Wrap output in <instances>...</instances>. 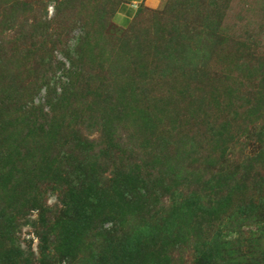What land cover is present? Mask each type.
<instances>
[{
    "label": "rangeland",
    "instance_id": "obj_1",
    "mask_svg": "<svg viewBox=\"0 0 264 264\" xmlns=\"http://www.w3.org/2000/svg\"><path fill=\"white\" fill-rule=\"evenodd\" d=\"M121 1L0 0V264H262L264 0Z\"/></svg>",
    "mask_w": 264,
    "mask_h": 264
},
{
    "label": "trees",
    "instance_id": "obj_2",
    "mask_svg": "<svg viewBox=\"0 0 264 264\" xmlns=\"http://www.w3.org/2000/svg\"><path fill=\"white\" fill-rule=\"evenodd\" d=\"M177 0H165V3H164V6L159 9V10H151V9H147V8H140V9H147L148 11H154V12H159L160 15H163L165 16L166 14H169L171 15L174 11H176L175 9H177V13L179 11V9L181 8L179 3L176 2ZM221 2L222 1H225V0H220ZM123 2V0L120 2V4ZM187 3L191 6L192 8V11L193 10H197L198 8H200V2L199 0H187ZM120 4L118 5V7L120 6ZM117 7V9H118ZM117 9L113 12L112 16H111V19H113V15L115 14V12L117 11ZM138 9V12L136 13L134 19L131 21V25L130 27L132 26L134 20L137 18V16L139 15V10ZM129 27V28H130ZM128 29V28H127ZM183 36L181 37L180 40L177 39V41H179L180 43H182L181 41L183 40ZM171 45V44H170ZM181 46V47H180ZM178 48H176L178 50V54L180 53H183L184 51H186V46H182V44L180 45ZM175 56H172V61H175L174 60ZM20 140H17V139H14V143H13V147H12V150H14L16 148V150H18V144H19ZM11 148L8 147V148H5V154L1 155L0 156V159H2L0 162L2 164H4V166H8L10 162H12V159L14 157V154L12 152ZM12 153V155H11ZM137 246H135L136 248ZM134 247L132 248L133 250L135 249ZM2 252V250H1ZM130 260H131V264H138L137 261L134 260V258L130 257ZM264 263V261L262 262V264ZM130 264V263H128ZM148 264H151V261L149 260V263Z\"/></svg>",
    "mask_w": 264,
    "mask_h": 264
},
{
    "label": "crops",
    "instance_id": "obj_3",
    "mask_svg": "<svg viewBox=\"0 0 264 264\" xmlns=\"http://www.w3.org/2000/svg\"><path fill=\"white\" fill-rule=\"evenodd\" d=\"M154 1L157 2V4H158V3L161 2L162 0H154ZM143 2H149V0H143ZM163 2H165V0H163ZM125 3H126V0H123V2L120 4V6L118 7L117 10H119L120 7L122 8V6H123ZM133 5H135V7H134V8H135V12H134V14H133V16H132L131 21L134 19L136 13L138 12V9H140V8L151 9L150 7H146V6H144V5H140L139 2H135V1H133ZM156 6H157V5H156ZM151 10H155V9H151ZM156 10H159V9H156Z\"/></svg>",
    "mask_w": 264,
    "mask_h": 264
}]
</instances>
